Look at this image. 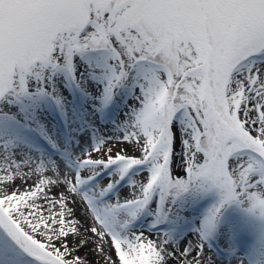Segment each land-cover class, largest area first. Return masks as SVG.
Masks as SVG:
<instances>
[{"label": "snow or ice", "instance_id": "1", "mask_svg": "<svg viewBox=\"0 0 264 264\" xmlns=\"http://www.w3.org/2000/svg\"><path fill=\"white\" fill-rule=\"evenodd\" d=\"M0 264H264V0H0Z\"/></svg>", "mask_w": 264, "mask_h": 264}]
</instances>
